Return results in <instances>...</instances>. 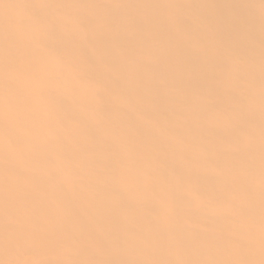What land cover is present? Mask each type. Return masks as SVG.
I'll use <instances>...</instances> for the list:
<instances>
[{
    "label": "bare ground",
    "instance_id": "bare-ground-1",
    "mask_svg": "<svg viewBox=\"0 0 264 264\" xmlns=\"http://www.w3.org/2000/svg\"><path fill=\"white\" fill-rule=\"evenodd\" d=\"M0 264H264V0H0Z\"/></svg>",
    "mask_w": 264,
    "mask_h": 264
}]
</instances>
